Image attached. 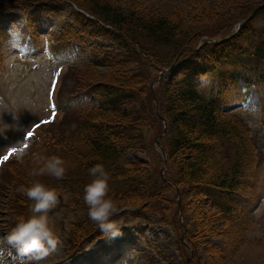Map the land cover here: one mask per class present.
Segmentation results:
<instances>
[{
	"label": "trees",
	"instance_id": "16d2710c",
	"mask_svg": "<svg viewBox=\"0 0 264 264\" xmlns=\"http://www.w3.org/2000/svg\"><path fill=\"white\" fill-rule=\"evenodd\" d=\"M161 1L0 0L1 9L24 12L70 2L94 18L74 13L81 31L66 27L48 34L74 60L71 69L86 66L72 106H86L87 110L74 122L71 135L58 136L50 130L46 133L50 139L41 135L43 145L36 153L39 157H66L64 177L50 182V188L58 195L62 188H72L67 193L72 202H79L77 193L83 199L85 186L94 179L88 170L103 164L110 176L108 195L118 208L110 219L120 226V218L127 215L158 212L162 193L174 188L181 195L188 191L184 197L195 209L203 202L211 203L205 215L220 224H227L228 217L243 236L253 226L250 209L263 158L250 130L228 108L241 104L264 113V0H217L211 6L187 3L181 7ZM225 9L232 12L219 13ZM254 12L255 17L238 32H229ZM259 19L261 25L256 26ZM84 30L92 38L109 37L110 51L86 43ZM4 36L0 30V39ZM34 38L32 30L30 42ZM138 84L147 87L146 92L150 89L149 94L141 96ZM153 100L158 102L157 120L166 124L163 156L175 173L161 180L168 185L151 182L154 177L144 162L126 158L128 151L144 150L147 133L142 132L145 120L140 114L151 109ZM181 114L193 117L181 121ZM54 138L58 142L52 145ZM199 149L208 152L187 162L190 152ZM246 158L251 170L244 178ZM52 178L56 179L48 181ZM181 197L180 209L187 212L189 208L182 204L186 199ZM87 207L82 208L88 211ZM87 217L73 226L69 255L104 237L99 225ZM194 223L204 225L199 218ZM185 232L193 253L187 264H202L197 258L199 245L193 240L195 232L188 228Z\"/></svg>",
	"mask_w": 264,
	"mask_h": 264
},
{
	"label": "rangeland",
	"instance_id": "374dc122",
	"mask_svg": "<svg viewBox=\"0 0 264 264\" xmlns=\"http://www.w3.org/2000/svg\"><path fill=\"white\" fill-rule=\"evenodd\" d=\"M161 2L173 3L180 7L187 3L211 6L217 0ZM230 12H232L230 9H225L219 13L228 15ZM74 13H80L84 18L92 20L73 3L52 4L42 9L33 7L26 9L25 12L0 8V30L5 34L0 39V167L4 156L17 157L4 168L0 176V237L15 226L20 216L31 215L30 209L34 201L28 198L26 200L17 189L22 185L31 186L35 180L50 188V182L57 180L52 178L48 181L52 176L47 174L37 177L31 175L32 170L38 167L36 160L44 157H39L36 153L43 145L42 139L38 140V135L45 133L50 139L51 135L46 134L49 130L58 136L71 135V130L75 128L74 122L87 110L86 106L82 108L72 106V101L81 88V73L86 66L80 64L71 69L68 56L61 51L60 46H54L47 37L50 31L55 34L66 27H72L76 33L81 31L73 16ZM254 15L255 13H252L250 16L254 18ZM27 19L31 25L30 29L27 27ZM261 21L257 20L255 25L260 26ZM239 24L229 32H238ZM32 30L35 34L33 39L35 44L28 46L26 36L28 37ZM87 32L84 30V35ZM85 37L86 43L104 48L105 53L110 51L112 43L109 37L92 38L89 35ZM60 76L61 78L63 76L62 82L54 98L53 85L56 86ZM138 85L140 87L137 86L136 89L143 90L141 96L149 94L150 89L146 92L147 87ZM150 88L153 90L155 86L152 85ZM243 107L239 104L233 105L228 111L237 113L235 116L237 120L243 122L250 130L263 158L260 172H257L260 174V182L250 209L249 219L253 226L243 234L244 239L228 217L225 222L227 224H220L213 216L205 215L207 212L205 208L207 210L212 208L211 203L204 205L203 202L201 207L195 209L187 202L185 197H188L189 193L184 190L182 195L186 201L182 204L188 207L189 211H183L179 205L182 202V195L174 188H168V191L162 193L158 212L147 210L142 214L120 218L121 224H125L121 227L120 235L104 236L94 243L86 244L83 253L70 259L68 250L74 240L73 226L79 220L87 219L88 211L82 208L85 202L79 193L77 194L80 203L78 201L75 203L71 201L72 197L67 195L72 188L67 190L62 188L57 206L49 212L50 224L59 240L58 247L40 264H187L193 258L188 244V232H185L187 228L194 231L197 236L193 240L198 241H195L200 249L197 258L202 264H264V113L259 109ZM157 112L158 102L153 100L151 109L140 114L141 120L142 118L145 120L142 121L144 125L142 132L147 133L145 144L142 145L144 150L128 151L126 158L144 162L154 177L151 182L155 180L168 185L161 180L167 178L168 173L170 176L175 173L165 162L166 157L161 151L164 136L162 129L166 124L157 120L155 116ZM180 117L181 121H185L191 119L193 115L181 114ZM54 118L58 119L57 123L45 127V122ZM56 141L54 138L50 144L54 145ZM205 150H192L186 161H195L197 156L208 152ZM61 158L66 166L68 164L66 157ZM250 170L246 158L243 166L244 178ZM80 181L86 183L84 179ZM58 183L55 185L59 189L61 185ZM73 184V189L77 190V183ZM114 193L118 194L116 191ZM25 204L27 206L24 209ZM126 211L133 212V209L127 208ZM11 215H14L13 220ZM196 218L203 220L204 225L198 227L197 224H193Z\"/></svg>",
	"mask_w": 264,
	"mask_h": 264
},
{
	"label": "clouds",
	"instance_id": "9594fccd",
	"mask_svg": "<svg viewBox=\"0 0 264 264\" xmlns=\"http://www.w3.org/2000/svg\"><path fill=\"white\" fill-rule=\"evenodd\" d=\"M37 168L32 170L34 177L49 175L62 179L66 172L65 161L59 156H44L36 160ZM89 173L94 179L85 186L84 202L88 206L90 219L99 225L105 237L121 234V227L110 219L117 213L116 202L108 195L109 173L103 164L91 167ZM18 192L34 201L31 215L20 216L15 226L0 237V264H40L58 247V237L50 224L49 212L58 202L54 188H48L39 180L31 186H20Z\"/></svg>",
	"mask_w": 264,
	"mask_h": 264
},
{
	"label": "water",
	"instance_id": "95a60500",
	"mask_svg": "<svg viewBox=\"0 0 264 264\" xmlns=\"http://www.w3.org/2000/svg\"><path fill=\"white\" fill-rule=\"evenodd\" d=\"M256 12V11H255ZM254 12V13H255ZM253 16V15H252ZM252 16H250L248 19L242 21L240 24H239V29H241L251 18ZM162 149V148H161Z\"/></svg>",
	"mask_w": 264,
	"mask_h": 264
},
{
	"label": "snow or ice",
	"instance_id": "6c2138e0",
	"mask_svg": "<svg viewBox=\"0 0 264 264\" xmlns=\"http://www.w3.org/2000/svg\"><path fill=\"white\" fill-rule=\"evenodd\" d=\"M55 87V85H53V88ZM55 106L53 105V108H54ZM29 135V138L31 137V133H29L28 134Z\"/></svg>",
	"mask_w": 264,
	"mask_h": 264
}]
</instances>
